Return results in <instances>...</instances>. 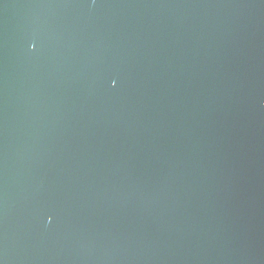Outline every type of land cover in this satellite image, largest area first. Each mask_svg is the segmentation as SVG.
<instances>
[{
  "label": "water",
  "instance_id": "obj_1",
  "mask_svg": "<svg viewBox=\"0 0 264 264\" xmlns=\"http://www.w3.org/2000/svg\"><path fill=\"white\" fill-rule=\"evenodd\" d=\"M0 264H264V0H0Z\"/></svg>",
  "mask_w": 264,
  "mask_h": 264
}]
</instances>
